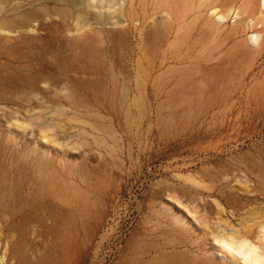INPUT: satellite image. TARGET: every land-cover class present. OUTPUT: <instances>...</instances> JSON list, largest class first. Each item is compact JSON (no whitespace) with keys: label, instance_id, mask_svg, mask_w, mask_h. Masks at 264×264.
<instances>
[{"label":"rangeland","instance_id":"1","mask_svg":"<svg viewBox=\"0 0 264 264\" xmlns=\"http://www.w3.org/2000/svg\"><path fill=\"white\" fill-rule=\"evenodd\" d=\"M240 249L264 264L263 0H0V264Z\"/></svg>","mask_w":264,"mask_h":264},{"label":"bare ground","instance_id":"2","mask_svg":"<svg viewBox=\"0 0 264 264\" xmlns=\"http://www.w3.org/2000/svg\"><path fill=\"white\" fill-rule=\"evenodd\" d=\"M263 4H264V0H263ZM43 169L45 170L46 173V176L44 178V188L50 195L53 194L60 195L68 203L73 202L71 201V198L77 200V202L74 201L76 203H80V204L85 203V195L82 191L75 189L73 187H68L63 185L62 182L56 179L55 175H53L50 171L47 170V168L43 167ZM228 248L231 247L228 246ZM237 253L244 256L245 258H249L252 264H260L258 256L253 257L251 256V254L245 252L242 249H240Z\"/></svg>","mask_w":264,"mask_h":264}]
</instances>
